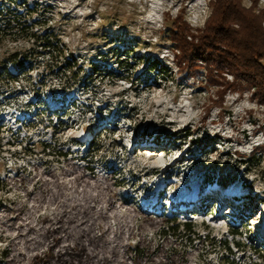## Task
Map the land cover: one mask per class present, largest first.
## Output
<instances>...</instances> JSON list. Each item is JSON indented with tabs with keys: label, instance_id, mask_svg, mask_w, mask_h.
<instances>
[{
	"label": "rangeland",
	"instance_id": "1",
	"mask_svg": "<svg viewBox=\"0 0 264 264\" xmlns=\"http://www.w3.org/2000/svg\"><path fill=\"white\" fill-rule=\"evenodd\" d=\"M17 1L51 6V11L42 9L30 19L47 20L54 25L65 46L80 52L86 62L91 57L99 59L102 53V61L108 65L100 83L94 84L90 79L87 88L70 92L64 101L50 98L49 91L60 85V79H49L44 86L47 96L37 108L44 123L30 129L25 139H14L18 145H6L7 149L0 150V177L7 190L0 191V218H14L19 212L20 217L36 221L38 215H49L50 205L37 198L43 180L55 173L61 183L71 186L72 177L64 173L70 169L71 161L86 174L107 177L109 172H116L112 180L122 183L114 186L113 203L123 215L129 213V208L143 210L142 205L154 201L160 188H167L162 194L168 201L198 193L199 202L203 203L196 207V215H178L174 219V224L191 221L195 225L192 240L164 237L161 227L144 230L152 248L169 240L164 258L177 256V264H228V260L231 264H264V248L256 235L260 223L264 225V149L252 154L257 146L264 145V103L245 87L229 91L219 104V86L205 80L204 75L192 77L179 70L168 36L173 18L182 9L193 29L202 27L211 11L209 0ZM258 1L264 6V0ZM244 3L249 6L252 0ZM115 34L134 38L137 46L133 56L116 54V47L123 48L126 42L122 38L112 44L110 36ZM7 39L8 36L4 47L0 46V57L30 44ZM153 59L165 68H150L148 61ZM31 76L34 80L38 77L36 71ZM16 96L10 98V106L4 107L6 102L0 105V116L20 127L35 115L24 110L25 105L18 107L25 104L23 99L31 97L30 86ZM52 103L58 109L51 110ZM58 104L62 106L59 108ZM88 128L93 145L101 148L96 154L97 146L78 139ZM175 131H179V137L173 141L169 136ZM188 132L191 135L185 136ZM9 134L3 132L2 136L10 139ZM29 138L35 146L25 144ZM196 139L201 142H194ZM43 142L52 147L43 150ZM218 174L224 177L218 180ZM213 175L217 178L211 180ZM216 190L222 191L220 196L227 193L242 203L235 209L242 218L239 225L225 215L226 200L213 202L220 198L215 195ZM245 205H249L246 210L242 209ZM170 214L168 209L163 216L170 219ZM146 215L137 212L134 244L138 243L136 235H140L139 226L146 221ZM4 223L0 221V253L11 244L10 231L4 229ZM232 229L241 235L233 236ZM224 241L232 243V253L224 249ZM235 241L244 247L238 249L233 245ZM9 254L0 256V264H5Z\"/></svg>",
	"mask_w": 264,
	"mask_h": 264
},
{
	"label": "trees",
	"instance_id": "2",
	"mask_svg": "<svg viewBox=\"0 0 264 264\" xmlns=\"http://www.w3.org/2000/svg\"><path fill=\"white\" fill-rule=\"evenodd\" d=\"M209 5L211 11L202 27L193 29L190 26L184 18L185 9L178 11L173 18V24L168 29V36L172 43L176 65L179 70L186 72L187 76L204 75L205 80L219 86L217 90L219 104L223 103L224 96L229 91L242 90L245 87L250 88L253 91L252 96L264 103V6H260L258 0H252L249 6L244 3V0H209ZM50 8L49 5L43 6L39 3L31 6L26 2L21 4L17 0L0 1V46L4 47L7 36L13 42L20 40L30 42L26 48L20 47L12 52H4L0 57V105L6 102L7 105L4 107L8 106L10 98L17 97L16 94L20 93L22 88H27L28 85L31 97L23 99L25 104L21 101L23 104L18 107L25 105L24 110L35 113L34 121L27 119V123L23 122L20 127H14L5 120L3 115L0 116V150L7 149L4 148L6 145H18L16 144L18 138L23 136L25 139L29 136L26 134L30 129L44 123L41 120L42 113L37 108L42 98L47 96V92L43 90L49 79L57 77L61 80L60 85L54 86L49 91L50 98L64 101L70 92L74 94L81 88H87L89 84L86 83L90 79L94 80L95 84L96 82L100 83L105 76L103 71L108 64L106 61L103 63L102 53L99 55V59L91 57L86 62L80 52H72L65 46L54 25L49 24L47 20L30 19V15L38 14L42 9L49 12ZM110 38L112 44L122 38L126 42L123 44V48L117 45L119 47H116V54L124 52L126 57L135 54L137 44L133 37L128 38L127 35L122 37L115 34ZM148 63L154 70L160 71L165 68V65L156 59L150 60ZM86 65H89V69ZM33 71H36L38 75L35 80L31 76ZM206 117L205 115L203 120ZM18 120L19 118L14 121ZM50 123L51 121L48 124ZM22 127H25V132H22ZM85 130H89V128ZM3 132L10 133V139H5L2 136ZM190 135V132L185 134V136ZM169 137L176 141L179 131H175ZM14 139L16 140L14 141ZM23 139H21L22 143L25 142ZM21 142L18 143L22 144ZM93 142L94 139L90 141L91 147L97 146L93 145ZM194 142H201V140L196 139ZM25 144L36 145L35 142H31L30 138ZM42 147L45 150L52 145L43 142ZM212 148H215V145ZM100 149L97 146L94 153L96 154ZM263 149L264 145L257 146L252 154ZM59 153L64 155L62 151ZM85 167L89 169V163ZM111 172L113 173L107 176L108 179L104 178L109 183H112L116 173L115 171ZM221 177H224V174H218V180ZM214 178H217L216 175H213L211 180ZM0 183L3 184V187L0 186V191H7L1 177ZM113 184L112 188L120 185L121 181L114 180ZM75 211L72 210L71 213L69 209H61V215L47 223L48 226H53L52 230H44L38 234L37 239H40L41 245L35 250L39 249L40 256L34 259L33 264H153L151 259L157 258L167 260V264H177V256L176 259L164 258V247L169 240H166V243L158 248L156 246L152 248V243H149L143 234H138L136 235L139 238L138 243L134 244L132 239L135 237V231L126 245L121 247L107 245L104 250L103 245H106L107 241L102 239V234L106 228L102 227L94 231L89 228L85 229L82 223L87 217L81 211L79 213ZM138 212L144 213L141 210ZM68 215L72 216L70 217L72 227L64 221ZM146 217L147 228L161 227L164 237L172 235L176 238L181 236L183 239L186 237V239L192 240V236L196 235L195 225L191 221L174 224L176 218L169 219L152 214H148ZM153 220L157 223L149 225L148 221ZM62 225L63 227H61ZM181 228L183 229L181 230ZM231 234L237 236L241 235V232L232 229ZM211 245L214 247L216 243L212 242ZM233 245L238 249L244 247L238 241H235ZM223 247L232 253V243L224 241ZM91 248L96 249L97 252L102 250L105 252L102 251L103 255L98 258V255H92L95 252L91 253ZM8 252L12 253L11 244L10 248H6L0 253L1 258ZM31 252L34 253V250ZM155 252L156 254H154ZM261 257L264 258V255ZM8 258L5 260V264ZM227 262L231 264L230 260Z\"/></svg>",
	"mask_w": 264,
	"mask_h": 264
},
{
	"label": "bare ground",
	"instance_id": "3",
	"mask_svg": "<svg viewBox=\"0 0 264 264\" xmlns=\"http://www.w3.org/2000/svg\"><path fill=\"white\" fill-rule=\"evenodd\" d=\"M85 134V132L83 133ZM69 168L64 173L72 177L71 186L67 187L58 180V176L54 173L50 177L43 180L42 188L38 193L37 198L45 201L51 207L49 215L40 216L36 221L20 217L19 212H16L14 218L4 215L0 218L4 223V229L10 231L8 238L11 242L12 253L10 254L6 264H33L34 259L40 256L39 249L41 243L38 240V234L44 230H52L53 226H48L47 223L54 221L61 215V209H69L79 213L81 211L87 219L82 223L84 228H89L94 231L105 227L102 239L107 241L104 246L121 247L128 243V239L134 233L133 222L137 216L136 208H129L127 215L120 214L113 203V183H109L106 176H98L96 174H86L83 168L75 165L71 161L68 162ZM113 172L109 173L110 176ZM122 183V182H121ZM51 186V187H50ZM72 189V191H68ZM167 189V188H166ZM165 189V191H166ZM196 204V203H195ZM19 208H17V211ZM73 215V214H72ZM70 217H65V223L72 227ZM112 222V223H111ZM146 222V221H145ZM139 226L140 234H144L147 230L146 224ZM157 221H148V224L154 225ZM63 227V225L61 226ZM56 231V229H54ZM261 230L264 233V225ZM36 235V236H34ZM34 250V253L31 251ZM93 251L95 253H93ZM103 251V250H102ZM102 251L91 248L92 255H103ZM105 252V251H103ZM153 264H167L168 261L157 258L151 259Z\"/></svg>",
	"mask_w": 264,
	"mask_h": 264
},
{
	"label": "clouds",
	"instance_id": "4",
	"mask_svg": "<svg viewBox=\"0 0 264 264\" xmlns=\"http://www.w3.org/2000/svg\"><path fill=\"white\" fill-rule=\"evenodd\" d=\"M202 16V15H201Z\"/></svg>",
	"mask_w": 264,
	"mask_h": 264
}]
</instances>
